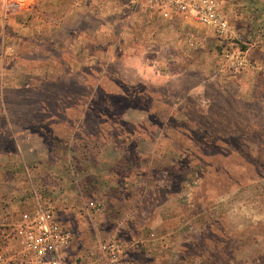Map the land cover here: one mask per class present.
<instances>
[{
  "label": "rangeland",
  "instance_id": "rangeland-1",
  "mask_svg": "<svg viewBox=\"0 0 264 264\" xmlns=\"http://www.w3.org/2000/svg\"><path fill=\"white\" fill-rule=\"evenodd\" d=\"M40 5L31 2L23 6L27 38L35 35L36 20L55 13L50 11L48 2ZM73 23L71 32H68L69 27L63 28V33L78 35L85 32L90 36H102L106 30L100 22L87 17L77 16ZM255 24L248 25L246 21L239 25L233 23L236 33L231 41L242 51H260L264 25ZM150 31L148 36L152 40L159 38L157 26ZM209 35L201 48L206 52L186 59V79L175 74L168 81L174 88V95L168 96L167 90L161 92L162 87L153 85V82L160 81L155 73L138 76L139 70L144 72L142 62L145 60L134 58V67L131 66L133 59L129 55L137 54L133 50L127 51L124 56L126 63L122 65L118 61L116 65L108 62L111 73L100 80L95 74H90L87 83L79 74H51L44 76L35 89L33 75H30L26 80L30 87L13 92L16 94L13 98L27 104L12 106L7 113L28 118L31 130L42 128L48 137L53 129H57L59 139H55V144L60 150L72 147L68 143L69 133L83 131L82 140L77 143L82 149L69 162L74 169L82 162L98 163L97 150L104 141V131L141 132L135 139L123 135L108 140L123 150L137 145L136 154L130 156L128 152L120 162L135 165L136 172L147 170L154 180L149 190L154 194L153 201L147 195L144 204L132 205L128 213L140 209L146 211L147 216L161 208L163 228H178L180 232L177 237L181 241L179 247L171 246L168 259L163 261L168 264H264V73L257 74L258 68L254 63L251 67L253 76L250 77L255 80L249 79L250 91L241 90L238 87L241 85V72L232 69L222 50L225 39ZM140 36L145 37L144 34ZM122 44L129 47L127 43ZM26 45L31 50L23 61L27 73L32 74L38 62L33 58V43ZM93 46L96 47L95 44ZM151 46L154 51L159 50L156 41ZM168 53L173 55L171 47ZM41 62L45 70H50L53 61L42 59ZM95 62L93 59L88 61ZM56 63L65 68L63 59ZM225 65L229 66L226 72L222 75L215 73ZM115 66L125 72V79H121V87L113 90L114 84L119 82V76L112 72ZM157 68L154 66V71ZM137 81L139 85L134 86ZM215 85L221 90H217ZM104 86L107 87L105 90ZM108 86L112 89L108 90ZM195 86L200 92L193 91ZM151 88L157 91L152 92ZM182 91L189 96L188 104L185 107L171 106L173 99L181 98ZM5 94L0 91V99ZM40 100L45 103L40 105ZM3 111L4 108H0V115L4 114ZM69 118L74 121L73 125ZM95 219L94 216L93 221L97 222ZM130 219L127 213L122 214L114 223L115 228L107 231L106 235H115L123 243L124 252L128 246L120 231L124 232L122 229L128 226ZM149 233L157 243L168 238L164 230L159 234ZM98 243L90 248L91 251L96 250ZM177 248L180 255H177ZM159 261L164 264L162 259Z\"/></svg>",
  "mask_w": 264,
  "mask_h": 264
},
{
  "label": "crops",
  "instance_id": "crops-1",
  "mask_svg": "<svg viewBox=\"0 0 264 264\" xmlns=\"http://www.w3.org/2000/svg\"><path fill=\"white\" fill-rule=\"evenodd\" d=\"M16 1L23 6L31 2L39 3V5L48 2L51 7L48 8L55 13H49V16L36 20L35 35L27 38L23 26L22 9L17 14L6 13L3 1L0 0V91L6 93L5 97L0 99V108H4V114L0 115V236L22 213L34 211L39 205L50 206L55 209L58 220L65 222L74 232L68 255L69 263L98 264L90 248L100 243L104 237L106 238L107 231L114 229V223L121 218L122 214L127 213L128 219L130 217L133 219L128 220V226L124 227L122 229L124 232L120 231V233L124 236L125 245L128 248L122 252L121 260L117 264L162 263L159 259L162 261L168 259L171 246L179 247L181 241L177 240V237L180 232L178 228H163L164 215L161 214V208L147 216L146 211L140 209L134 212L130 210L128 213L132 205L144 204L147 201V195L153 201L154 194L150 192V187L154 180L147 170L136 172L135 165L120 162L121 159H125L128 152L130 156L135 155L138 150L137 145L123 150L117 143L108 140H114L115 137L121 138L123 135L135 139L141 132L109 131L105 133L104 131L102 134L104 141L97 150L98 163L95 165L82 162L74 169L69 162L82 149L77 143L80 139L82 140L83 131L81 133L80 130H76L69 133L68 143L72 144V147L60 150L55 144V139H59L57 129H53L52 133L49 131L50 137H48L42 128L31 130L28 118L9 115L7 112L12 106L27 104L13 98L16 95L13 92L27 90L30 86L27 85L26 80L30 75H33L35 89L44 76L51 74L53 76L79 74L84 83L88 82L90 74H95L100 80L102 76L111 73L108 62L116 65L115 62L118 61L117 63L122 65L127 51L133 50L137 54L129 55L130 59H133L131 66L134 67L132 63L134 58L145 60L144 63L142 62L144 72L139 70L138 76L141 73L146 75L155 73V77H158L157 80L160 81L153 82V85L157 88L162 87L161 92L167 90L168 96L174 95L175 93H172L174 88L168 81L175 77V74L186 79V59L199 57L206 52L201 48L210 33L212 37L219 35L191 18L177 16L168 20L157 13L140 11L134 8L129 0ZM218 2L228 17L234 34L236 33L233 29L235 22L237 25L244 24V21L248 25L254 23L264 25V0H218ZM77 16L98 21L106 30L102 36H90L85 32H79L78 35L63 33V28L69 27L68 32H71ZM153 26L159 28L160 34H158L159 38L152 40L148 35L151 34L150 28ZM142 34L145 37H141ZM219 37L225 39L222 45L224 48L227 45V38ZM153 41L157 42L159 50L154 51L151 46ZM260 41L259 52L250 49V53L244 51L245 59L250 63L240 71L242 80L238 87L243 91H250L249 79L255 80L250 77L253 76L251 67L254 63L258 68L257 74L264 73V37ZM26 43H33V58L38 62L32 74L27 73L25 61H23L31 50L26 48ZM122 43H127L129 47ZM94 44L96 47L93 46ZM170 47L173 55L168 53ZM210 52L214 55L212 48ZM140 54L141 57H139ZM42 59L53 61L50 70L42 67ZM59 59L64 60L65 68L58 66L56 62ZM90 59L97 62L88 63ZM8 60L10 61L7 62ZM154 66L158 67L155 71ZM228 67V65L223 68L216 67L218 69L215 73L222 75ZM159 68L161 70H158ZM112 72L114 76H119V82L113 86L114 90L122 86L121 79H125V72L121 68L118 70L117 66ZM164 80L167 82L164 83ZM220 84L223 85V83ZM138 85L137 81L134 86ZM215 87L221 90L218 85ZM106 88L103 87L104 90ZM111 89L108 86V90ZM155 90L157 91L151 88L152 92ZM193 91L197 92L199 89L196 87ZM182 93L181 98L172 100L171 106L185 107L188 104L189 96L184 91ZM40 102V105L45 103L42 100ZM69 120L73 125L74 121L70 118ZM131 121L137 123L136 120ZM106 140H108L107 143ZM111 144L112 147H110ZM75 171L77 172L75 175H78L76 178L73 174ZM89 201L102 202L105 205L104 210L92 209L88 205ZM94 216L97 222L93 221ZM161 230H164L170 239L166 238V241L159 244L150 238L149 232L159 234ZM173 236H176V239ZM139 240L140 243L137 242ZM180 252L177 248V255H180ZM159 253L163 255L160 258ZM163 263L168 264L165 261Z\"/></svg>",
  "mask_w": 264,
  "mask_h": 264
},
{
  "label": "built area",
  "instance_id": "built-area-1",
  "mask_svg": "<svg viewBox=\"0 0 264 264\" xmlns=\"http://www.w3.org/2000/svg\"><path fill=\"white\" fill-rule=\"evenodd\" d=\"M5 12L17 14L23 5L16 0H2ZM134 8L146 13H157L164 19L177 16L191 18L227 38L224 56L235 71L249 65L245 52L231 41L235 35L228 17L218 0H129ZM5 13V19L6 17ZM93 209H102V202H91ZM74 238L71 228L56 217L53 207L39 205L34 211L25 212L11 222L0 236V264H71L68 261ZM124 250L123 243L115 236L104 238L94 257L98 264H117Z\"/></svg>",
  "mask_w": 264,
  "mask_h": 264
}]
</instances>
